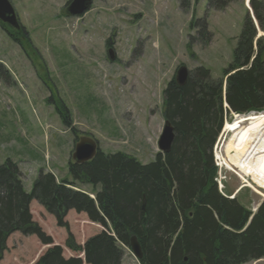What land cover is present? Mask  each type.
Instances as JSON below:
<instances>
[{
  "label": "rangeland",
  "instance_id": "obj_1",
  "mask_svg": "<svg viewBox=\"0 0 264 264\" xmlns=\"http://www.w3.org/2000/svg\"><path fill=\"white\" fill-rule=\"evenodd\" d=\"M70 1L10 0L21 23L17 41L0 25V162L18 164L28 193L41 172L74 181L69 165L80 137L98 142L105 154L153 162L167 122L164 91L177 70L184 66L190 74L204 67L213 81L223 79L247 16L258 25L249 0L223 8L227 0H221L219 10L210 9L209 0H94L76 17L65 13ZM257 30V37L264 35ZM223 130L213 150L218 191L255 214L264 196L243 183L238 166L225 165L226 143L242 142ZM257 137L264 144V132ZM253 163L247 179L264 193V160L254 155ZM74 189L95 198L90 184L78 182ZM30 212L63 258H82L83 264L84 253L69 249L68 237L84 247L105 230L73 210L65 219L69 230L61 228L38 201ZM51 248L36 235L16 232L0 264H40ZM122 264L141 263L124 247Z\"/></svg>",
  "mask_w": 264,
  "mask_h": 264
},
{
  "label": "trees",
  "instance_id": "obj_2",
  "mask_svg": "<svg viewBox=\"0 0 264 264\" xmlns=\"http://www.w3.org/2000/svg\"><path fill=\"white\" fill-rule=\"evenodd\" d=\"M220 1L209 0L210 9L219 10ZM230 1H224L221 8ZM250 6L264 33V0H250ZM0 25L17 41L19 30ZM257 35L247 16L223 79L213 81L210 70L199 67L185 85L175 79L168 84L163 116L172 125L175 139L167 154L158 153L149 164L122 152L99 151L85 164L71 162L73 182H58L53 173L41 172L28 193L18 164L11 159L0 162V260L10 235L22 232L52 246L40 263L83 264L82 258H63L62 248L33 221V201L53 215L61 228L69 230L65 219L73 210L105 229L84 247L71 234L68 237L66 246L84 253L86 264H122L124 247L129 248L134 236L143 251L141 264L263 260L264 202L253 215L238 199L223 196L213 158L217 139L225 121H232V113L264 112V36L256 40ZM73 133L77 136L76 130ZM78 182L92 185L95 198L75 190Z\"/></svg>",
  "mask_w": 264,
  "mask_h": 264
},
{
  "label": "water",
  "instance_id": "obj_3",
  "mask_svg": "<svg viewBox=\"0 0 264 264\" xmlns=\"http://www.w3.org/2000/svg\"><path fill=\"white\" fill-rule=\"evenodd\" d=\"M93 1L94 0H71L66 7L65 13L67 16H72V17L81 16L85 14L88 10H90ZM253 19L255 21V17ZM0 23L5 24L15 30H21V23L18 19V16L10 0H0ZM261 36L264 35L259 33V36L256 38V40L259 39ZM188 77H189L188 69L184 66H181L176 72L175 81L177 82L178 85L183 86L187 82ZM225 107H228L226 102H225ZM260 114H264V112L250 113L247 115H237L232 113L231 119L235 120L237 117L244 118L247 117L248 115H260ZM174 139H175L174 129L172 125L167 121L163 129L162 135L158 141V148L161 154H167L171 150ZM98 152H99V148L95 140L87 137H82L75 144L73 160L78 164H85L87 162L92 161L96 157ZM145 204H146V199L144 198V205ZM252 218L250 219V221L252 220ZM129 247L132 251L133 256L138 261H141L143 258V251L140 243L138 242L135 236L131 238Z\"/></svg>",
  "mask_w": 264,
  "mask_h": 264
},
{
  "label": "crops",
  "instance_id": "obj_4",
  "mask_svg": "<svg viewBox=\"0 0 264 264\" xmlns=\"http://www.w3.org/2000/svg\"><path fill=\"white\" fill-rule=\"evenodd\" d=\"M247 123H251V125H248L247 123H242L239 128H237L236 132H228L232 134V137H238L240 136L241 139H239L242 144H239L238 141L230 140L226 143L227 151H226V158L229 161V163L234 166H238L240 168V171H237L235 167L233 168L237 171L240 172L242 177L247 180V183L252 185V189L256 193H262L260 190H258L248 179L250 178V170L257 165V163L252 164V157L254 155L259 156V161L264 160V144L263 139H260L258 141V134H261L264 132V121L260 122H249L246 121ZM235 135V136H233ZM243 146V147H242ZM244 154H249L251 157V167L248 170H244L239 162V156L244 155ZM248 173H246V172ZM248 178V179H247ZM264 194V193H262Z\"/></svg>",
  "mask_w": 264,
  "mask_h": 264
},
{
  "label": "bare ground",
  "instance_id": "obj_5",
  "mask_svg": "<svg viewBox=\"0 0 264 264\" xmlns=\"http://www.w3.org/2000/svg\"><path fill=\"white\" fill-rule=\"evenodd\" d=\"M246 121H249V122L264 121V114L248 115L247 117H244V118L237 117L235 120H232V122H226V124L224 126V130H223L224 136L228 132H236L237 128H239V126L242 123H247ZM239 162H240V164H241V166H242V168L244 170H248L251 167V157H250V155L249 154L240 155L239 156ZM225 165L229 169H234L233 166L227 160V158L225 160ZM237 173H238V177L243 181V183H246L248 185V187L252 188V185L247 183V180L242 177L241 173L240 172H237ZM246 173H248V172H246ZM259 195L264 196V194H262V193H259Z\"/></svg>",
  "mask_w": 264,
  "mask_h": 264
},
{
  "label": "flooded vegetation",
  "instance_id": "obj_6",
  "mask_svg": "<svg viewBox=\"0 0 264 264\" xmlns=\"http://www.w3.org/2000/svg\"><path fill=\"white\" fill-rule=\"evenodd\" d=\"M81 138V137H80ZM97 145H98V148H99V144H98V142H97Z\"/></svg>",
  "mask_w": 264,
  "mask_h": 264
}]
</instances>
